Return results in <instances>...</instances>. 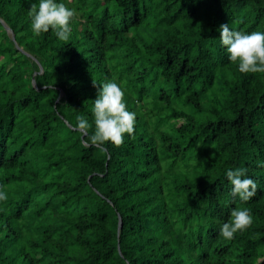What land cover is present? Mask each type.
Listing matches in <instances>:
<instances>
[{
	"label": "trees",
	"instance_id": "trees-1",
	"mask_svg": "<svg viewBox=\"0 0 264 264\" xmlns=\"http://www.w3.org/2000/svg\"><path fill=\"white\" fill-rule=\"evenodd\" d=\"M34 2L0 0V264H264V73L220 41L225 23L264 31V0H65L67 41L33 34ZM110 79L134 129L86 145L77 117L94 130ZM237 166L257 181L248 201ZM234 207L253 222L225 238Z\"/></svg>",
	"mask_w": 264,
	"mask_h": 264
},
{
	"label": "clouds",
	"instance_id": "clouds-1",
	"mask_svg": "<svg viewBox=\"0 0 264 264\" xmlns=\"http://www.w3.org/2000/svg\"><path fill=\"white\" fill-rule=\"evenodd\" d=\"M76 9L65 0H36L28 11L33 34L39 35L51 29L59 39L69 40ZM220 41L226 47L228 59L237 63L242 73H264V31H241L225 23L220 26ZM98 87L97 97L92 108L93 124L84 116L77 117L76 128L84 134L86 145L104 146L111 141L119 145L126 133H131L136 122V112L127 107L125 92L115 80L104 81ZM264 165V160L260 161ZM231 185L230 191L240 201L250 200L257 190V181L248 175V168L237 166L226 170ZM4 185H0V200L7 198ZM253 222L251 209L234 207L230 218L220 226V235L233 238L238 231L246 230ZM258 264V262H257Z\"/></svg>",
	"mask_w": 264,
	"mask_h": 264
},
{
	"label": "water",
	"instance_id": "water-1",
	"mask_svg": "<svg viewBox=\"0 0 264 264\" xmlns=\"http://www.w3.org/2000/svg\"><path fill=\"white\" fill-rule=\"evenodd\" d=\"M4 24H5L6 28L8 29V31L12 34L13 39L16 41V36H15V33H14L13 29L8 24H6L5 22H4ZM42 71H43V65L40 64V70L36 71L35 74H37L39 72H42ZM33 83H34L35 86H37V81H36L35 77L33 78ZM122 225H123V222H122V218L120 216L119 231L121 230Z\"/></svg>",
	"mask_w": 264,
	"mask_h": 264
}]
</instances>
